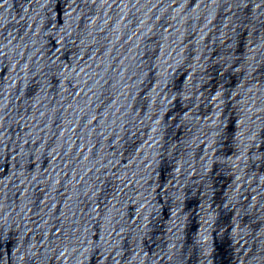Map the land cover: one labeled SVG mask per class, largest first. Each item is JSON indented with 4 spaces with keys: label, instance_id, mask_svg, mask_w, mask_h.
Listing matches in <instances>:
<instances>
[{
    "label": "water",
    "instance_id": "obj_1",
    "mask_svg": "<svg viewBox=\"0 0 264 264\" xmlns=\"http://www.w3.org/2000/svg\"><path fill=\"white\" fill-rule=\"evenodd\" d=\"M0 264H264V0H0Z\"/></svg>",
    "mask_w": 264,
    "mask_h": 264
}]
</instances>
